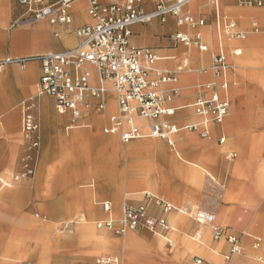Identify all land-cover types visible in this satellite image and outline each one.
<instances>
[{
    "label": "crops",
    "instance_id": "obj_1",
    "mask_svg": "<svg viewBox=\"0 0 264 264\" xmlns=\"http://www.w3.org/2000/svg\"><path fill=\"white\" fill-rule=\"evenodd\" d=\"M117 1L122 0H98L102 4ZM157 2L158 0H140V5L142 8L150 10L155 7ZM88 3L89 0H74L71 3L68 10L72 17L70 24H50L47 20L42 19L21 22L20 16H22L24 7L17 0H0V174L2 172L7 173L9 170L13 174H17L22 170L23 157L26 154L28 143L22 135L21 105L24 102H31L34 105L32 113L40 124L41 134V144L36 156L33 176L21 178L0 199V264H12L11 262H19L23 257L28 256L39 257L47 261L50 248L55 249L61 244H69L73 241V237H59L58 232H51L49 235L47 232L50 229L47 226L48 223L56 225H58V222L75 223L80 231L77 237L80 246L73 248L74 250L71 251L60 252L59 256L56 253L60 262L72 261L77 259L78 256H85L87 252L95 253V251L100 252L102 249L106 250L108 238L103 233L95 231L92 226L97 216L102 218L96 220L108 216L102 210V202L108 201L111 204V212L113 211L118 215L121 214L119 211L124 203L136 205L148 193L170 202L176 208L165 213L154 201L148 204V212L151 215L163 217L168 223L172 221L175 224V229L181 234L177 237V242L178 251L181 254L180 258L183 262L189 256L200 257L197 254H201L203 258H200L204 264H257L242 252L232 254L229 259H225V255L230 251L226 239L215 240L213 232L210 231V226L203 224L200 225L201 227H196L184 218L187 215L194 221L191 212L198 208L213 212L216 217L215 224L227 228L229 233L237 236L239 245L243 249L248 245L246 238L243 240L241 235H246L252 239L257 236L244 230L237 231L235 228L239 226L254 230L264 228L263 215H258L255 219V211L245 205L246 198L252 197L254 191L249 192L248 190L239 189L240 184H242L239 179L231 180L225 186L223 196L217 197L216 201H212L210 197L209 203L200 207L193 208L190 204L203 194L198 189L203 181V175L198 169L201 168L200 164L210 165L217 173L219 172L218 167L221 169L226 167V163L219 156L217 148L226 140L224 127L222 126L224 121L219 125L212 124L210 126L208 138H199L195 132L187 130L178 132L173 136V147L169 146L166 140L150 136L129 140L130 143L123 142L120 136L125 129L124 127L110 133L105 131L111 124V115L115 114L113 108L115 109L116 96L114 106L108 105L107 112L105 101V108L100 111L96 107L97 99L91 97L89 99V109L83 111L80 117L74 119V122L79 121L71 126V124H74L72 113H69V115L66 111L59 113L54 105V99L39 92L38 85L41 75L39 62L28 61L21 67L17 63L6 61L8 58L36 56L72 48L78 42L75 29L89 24L91 20L87 13ZM187 8L196 17L204 18L205 24L193 30L187 27L178 28L172 17L162 23L155 20L150 23L137 24L131 27L130 45L135 48L146 47L151 49L159 57L157 66L173 71L178 67L183 70V66L179 65L180 55H178V52L182 49L180 47L182 43H177L170 38L179 30L190 33L199 31L202 33L208 47L211 46L210 50L206 51L210 52L212 50L210 60L207 64H204L202 54L206 52L183 44L188 48L185 53H188L189 56L192 55V48L197 50V54H200L199 57L192 55L190 59L194 65H197V69L199 67L208 68L212 55L218 52L225 55L228 64V59H231L230 64L236 69L234 58L239 55L233 56L235 48L244 50L241 52L242 56H240L242 59L255 56L258 48L254 42L235 43L232 38H228L219 31L218 26L216 27L215 11L207 0H194ZM255 8L263 9L250 12L239 8L236 0H221L218 5L219 17L217 16V24L218 20L219 25L227 20H235L236 27L239 30H251V24L255 22L260 29L258 32H261L263 27L258 24V18L264 16V7ZM228 13H232L233 16H229ZM203 32L211 33L210 46ZM235 39L237 41L244 40ZM253 39L264 41V39L257 37H253ZM234 44L242 45V48L235 46L228 53L230 56L228 58L226 50ZM254 63L255 60L253 63L246 62L244 68L256 66ZM182 70L177 72L176 81L167 85H174L180 89V97L175 100V104L180 106V109L170 118L180 126L187 122L197 121L192 108L188 105L200 93L199 89L195 88V84L214 79L208 69L199 72V74L197 73V75H187ZM251 71V75L254 77L255 75L259 76L263 70L254 68ZM92 74V82L96 83V71L94 69ZM227 80L231 101L230 67L227 72ZM111 101L113 102V100L109 102ZM233 101L235 108L242 102L238 98L233 99ZM244 103L243 101L242 105ZM258 106L254 111V128L248 144H246V138L240 139L244 152L243 158L237 162L241 165L238 170L240 173H247L253 168L256 169L253 162L264 163V142L262 150H259V143L261 139H264V106ZM116 107L118 109L117 103ZM90 111L91 114L81 119L85 112ZM136 121L140 123L141 130L145 134L150 121H142L139 118ZM93 125H101L102 132L109 136L91 134L87 128H92ZM214 142L216 145H214ZM121 143H129V145L123 147ZM224 153L227 159L231 158L227 157L226 152ZM233 153L236 157L235 152ZM235 157L231 159L233 160ZM40 161L39 173L36 175ZM152 164H158L162 168L163 176H167L165 182L158 181V179L153 178L154 175L148 174V170L152 169ZM110 172V176L116 179L118 183H110L106 179ZM253 173V184L264 195V189L258 186V181L260 179L264 180V177H259L254 170ZM88 177L91 178L83 183V180ZM102 186L103 190H101ZM130 194H143V198L133 197L130 198L131 200H127ZM26 199L30 201L29 205L33 208L46 209L49 214L45 217L49 216V218L58 222L50 219L41 220L37 227L32 223L25 224L23 215L16 217L14 214L20 213ZM262 207L264 209V199ZM113 212V217L118 218L119 216H115ZM177 213L183 216H178ZM82 218L84 222L79 221ZM25 230L36 232L33 235V243L27 244L20 240L19 237ZM91 235H94V237L88 240L85 239ZM131 241L132 236L124 241V245H130ZM253 241L250 243V247L257 252L261 248L260 244L264 242V238H261L258 250L252 248ZM88 245L91 249H87ZM164 247L172 252L174 242L172 248H170L166 246L164 241ZM260 256L262 259L261 254Z\"/></svg>",
    "mask_w": 264,
    "mask_h": 264
},
{
    "label": "built area",
    "instance_id": "obj_2",
    "mask_svg": "<svg viewBox=\"0 0 264 264\" xmlns=\"http://www.w3.org/2000/svg\"><path fill=\"white\" fill-rule=\"evenodd\" d=\"M74 0H17L24 7L21 22L47 20L50 24H70L72 21L68 10ZM194 0H158L153 9L146 10L140 5V0H122L102 4L98 0H89L87 13L89 24L75 29L78 42L70 49L54 51L36 56L8 58L7 62H14L21 67L28 61H38L41 75L39 78V92L54 99V105L59 113L67 110L72 113V122L89 109V99L96 98L98 110H104L103 94L110 86L115 93L118 114L111 115L110 126L106 132H114L124 127L121 140H129L150 136L166 140L169 146H174L173 136L180 131L195 132L199 138H208L210 126L222 123L228 116L231 107L229 97V83L227 72L230 65L222 52L212 55L211 63L203 71L210 70L214 79L198 85L200 91L191 103L197 121L184 123L182 126L170 120L180 106L175 100L180 97V89L174 85L177 79L176 70H169L157 66L159 57L149 48H135L130 45L131 27L152 21L164 22L172 17L178 28L195 29L205 24V19L196 17L188 10V5ZM221 0H207L213 6L216 27L228 38L245 39L250 33L260 29L255 22L251 30H239L235 20H227L222 25L217 24L219 17L218 5ZM241 7H264V0H236ZM220 26V27H219ZM170 38L187 47H195L202 52L210 50L201 32H186L179 30ZM242 50L235 48L233 56L240 55ZM93 69L96 71V83L92 82ZM22 135L26 140V154L23 157L22 170L12 176L13 181H20L24 177H32L35 162L40 148V124L32 113L33 104L24 102L22 105ZM150 121L148 130L144 134L140 123L136 120ZM222 140V139H221ZM264 148V145H263ZM227 157H235L233 152ZM209 178L215 181L209 174ZM4 181L2 180V188ZM212 201L216 196L211 195ZM154 201L161 211L176 209L170 202L164 201L149 193L144 199L134 205L124 203L120 209V216L113 217L111 204L102 202V210L108 216L95 221L98 229L124 235L138 228L150 230L164 238L166 246L172 248L173 242L167 237L168 222L163 217L151 215L148 204ZM178 211V209H177ZM191 216L199 225L206 224L212 228L213 238L226 239L230 251L225 255L229 259L232 254H240L243 247L239 245V238L228 232L225 227L215 224V214L206 209H195ZM252 248L258 250L260 237L253 238ZM261 260V256L257 257ZM80 264H121L118 256H99L92 262ZM190 264H204L200 257H192Z\"/></svg>",
    "mask_w": 264,
    "mask_h": 264
},
{
    "label": "rangeland",
    "instance_id": "obj_3",
    "mask_svg": "<svg viewBox=\"0 0 264 264\" xmlns=\"http://www.w3.org/2000/svg\"><path fill=\"white\" fill-rule=\"evenodd\" d=\"M237 3V2H236ZM238 5V4H237ZM239 8H242L244 10H248L252 12V10H258V9H263V8H245L241 7L238 5ZM229 16H233L232 13H228ZM258 24L263 27V31L261 32H253L252 34L244 39V40H232L237 42H246V41H251L252 43L254 42L257 46V52L255 56L250 57L249 59H242V54L239 55L238 57L234 58V64L236 69L233 67L232 64H230V60L228 59V62L230 64V73H231V86H230V91H231V111L230 115L227 116L222 123V126L224 127V132H225V137L226 140L224 143L219 145L218 152L219 156L222 157L223 161L226 163V167L221 169L218 167L219 172L217 173L210 165L208 164H200L201 168H198L200 173L203 175V181L202 185L198 187L200 191L203 192L202 196L197 199L193 200L190 204L193 208L200 207L203 204L209 203L211 195H215L216 198L221 196V191L225 189V186L230 183L231 180L233 179H239L242 181V184H240L239 189L242 190H248L249 192L254 191V195L252 197L246 198L245 205L251 209L252 211H255V219L258 215H263V221H264V212H263V207H262V201L264 199V195L261 193L260 190L256 189L255 185L253 184V179H254V173L256 169H251L247 173H240L238 170L240 169V164H237L238 160H241L243 158V146L240 143L241 138H246V144H248V141L250 139V135L252 134V129L254 128V111L256 107H259L258 105L264 106V87L261 86L260 82H258L257 78L258 75H255L253 77L251 69H262L263 71L261 74H264V41L259 39V40H254L253 37L257 38H262L264 39V16H260L258 18ZM239 22V21H238ZM244 26V25H243ZM244 28V27H243ZM205 39L209 42V46L211 44V33L210 32H203ZM252 37V39H251ZM232 47L226 50L227 55L230 52L231 49H233L235 46H240L242 48V45L234 44L231 45ZM182 47L181 51H179L178 55H180V66H183V73L189 75H197L199 72H203V68L199 67L197 69V65H194L191 62L192 55L200 56V54H197V50L192 48L191 49V56H189L188 53H185L186 50H188L187 47H185L183 44L180 45ZM211 47V46H210ZM244 50H242L243 52ZM184 52V53H183ZM210 52H206L203 55L204 58V64H207L208 61L210 60ZM258 53V54H257ZM228 58L230 56L228 55ZM255 60L256 66H248L246 68L244 63L249 62L253 63ZM240 67H243L242 69H239ZM191 69V70H189ZM260 75V74H259ZM255 79V80H254ZM202 80V79H200ZM234 82V83H233ZM238 98L240 101H244V105H242V102H240V105L235 108L234 106V101L233 99ZM113 110H115L113 108ZM69 115V111H66ZM234 117V122L232 123ZM264 128V125H263ZM88 131H90L91 134H96L98 136H109L107 134H104L101 130V125H93L92 128H87ZM264 142V139H261L259 143V150H262V144ZM130 143V142H129ZM127 144H122L123 147L129 145ZM166 144V142H165ZM93 145V142H92ZM167 145V144H166ZM214 145L216 143L214 142ZM168 147V146H167ZM235 152L237 155L233 160L227 159L225 156V153L228 152ZM91 154H92V149H91ZM152 162V161H150ZM253 166L257 167L260 163L253 162ZM258 163V164H257ZM41 165V161L39 162L38 169L36 172L39 173V168ZM152 169L150 171L148 170L149 175H154L153 178L160 180L161 182L166 181L167 176H163V170L161 167L157 165L152 164ZM131 171V169H130ZM238 172V173H237ZM209 174L214 177L215 181H212L209 178ZM14 174L12 173L11 170L6 172H2L0 174V187L2 186V180H6L8 182H12V176ZM111 172L109 173V176L107 175V180L111 183L113 182L114 184L118 183V181L114 178H112ZM230 177V179H229ZM91 177L86 178L83 180V183L87 181V179H90ZM19 181H13L11 186L3 185L2 188H0V199L3 198L4 193L7 191L11 190L16 183ZM105 186V185H103ZM103 186L101 187V190H103ZM250 194V193H249ZM136 197L137 199H142V195L138 194H130L127 197V200L130 198ZM131 200V199H130ZM33 201V200H32ZM29 200L26 199L24 201V205L20 211V213L14 214L16 217H20L23 215V221L25 224H34L36 227L39 225L41 220H51L54 221L52 218L45 217V215H48L49 213L46 211V209L39 208L35 209L32 206L29 205ZM174 202V201H173ZM178 216H183L182 214H178ZM96 217V216H95ZM94 217V218H95ZM98 218H102L101 216H97V218L94 219L92 226L93 229L99 233H103L107 238H108V244L106 247V250L102 249L100 252L95 253H89L87 252L85 256H78L77 259H74L69 262H60L57 258L59 256L60 252L64 251H71L74 250L73 248H76L77 246H80L77 240V237L79 236V230L77 229V224L75 223H60L58 221V225L56 224H50L48 223L47 226L48 228V233L50 235L51 232L57 233L58 236H66V237H73V241L69 244H61L60 246L56 247L55 249L50 248V255L47 258V261L42 260V258L39 257H33V256H28V257H23L21 261L19 262H11L12 264H80L84 262H92L96 257L99 256H118L119 261L121 264H189L191 261V257L189 256L186 261H182L180 258V251H178V242H177V237L181 236V234L178 233L175 224L172 223V221H169L168 225L169 227H172V229L169 228V231L167 232V237L171 238L174 242V249L172 252H169L168 250L165 249L164 247V238H162L160 235L153 233L150 230L138 228L135 230H131L130 232L124 234V235H117L114 232H110L104 229H98L95 226V220ZM187 220H189L192 224H194L196 227H201L199 224L195 223L191 218H189L187 215L185 217ZM91 220V219H88ZM81 222H84V219L82 218L79 220ZM92 229V230H93ZM237 231L244 230L248 233H251L254 236H260L261 238H264V228L263 229H245L244 226L235 228ZM210 231L211 228H210ZM34 233L32 231L25 230V232L20 235V240L26 242L27 244L33 243L34 240ZM193 234V233H191ZM57 236V237H58ZM132 236V241L130 242V245H124V241L128 239V237ZM243 240L246 238L247 240V247L243 249L242 253L246 255L247 258L251 259L257 264H264V242H261V248L255 252L251 249L250 243L253 241L252 238L247 237L246 235H241ZM85 239H90V238H85ZM223 241V240H222ZM224 242V241H223ZM87 249H91L90 245H88ZM56 253L57 256H56ZM1 254V253H0ZM55 254V256H54ZM177 254V256H175ZM262 255L261 260H257L258 255ZM198 256L202 257L201 254H197ZM203 258V257H202Z\"/></svg>",
    "mask_w": 264,
    "mask_h": 264
},
{
    "label": "bare ground",
    "instance_id": "obj_4",
    "mask_svg": "<svg viewBox=\"0 0 264 264\" xmlns=\"http://www.w3.org/2000/svg\"><path fill=\"white\" fill-rule=\"evenodd\" d=\"M258 82H260L261 86L264 87V74H260L257 78ZM198 85L199 84H195V88H198ZM103 98H104V101H105V104H106V112H107V108H108V105L110 106H114V103H115V93L114 91L112 90V88L109 86L108 89L106 90V92L103 94ZM110 100H113V102H109ZM69 111V110H67ZM70 112V111H69ZM114 113L115 114H118V109L116 107V103H115V110H114ZM71 114V112H70ZM91 114V111L90 112H85L82 116L81 119H83L84 117H86L87 115ZM80 119V120H81ZM79 121V120H77ZM74 122V124H71V126H74L76 124V122ZM255 173H257V175L259 177H264V163H260L257 167H256V170H255ZM9 182L4 180V185H7ZM258 186L262 189H264V180L260 179L258 181ZM221 196H223V191H221ZM220 196V197H221ZM113 212V211H112ZM120 212V211H119ZM113 214H115V216H120V213L117 215L115 212H113ZM216 219V217H215ZM94 235H91L89 238H93ZM94 240V239H93Z\"/></svg>",
    "mask_w": 264,
    "mask_h": 264
}]
</instances>
